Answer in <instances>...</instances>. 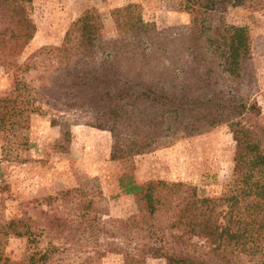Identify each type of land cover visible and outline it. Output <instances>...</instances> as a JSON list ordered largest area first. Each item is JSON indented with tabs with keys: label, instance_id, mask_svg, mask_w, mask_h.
Returning <instances> with one entry per match:
<instances>
[{
	"label": "trees",
	"instance_id": "1",
	"mask_svg": "<svg viewBox=\"0 0 264 264\" xmlns=\"http://www.w3.org/2000/svg\"><path fill=\"white\" fill-rule=\"evenodd\" d=\"M184 1L191 23L186 34L162 38L127 5L110 10L116 35L101 40L103 19L90 7L69 24L59 45L37 49L24 66L19 57L36 31L32 0H0V66L14 79L11 93L0 97V134L27 127L39 109L37 98L59 102L84 124L110 133V158L124 165L119 186L139 207L136 219H104L92 191L72 187L34 198L35 215L2 221L0 239L33 234L47 238L49 248L23 261L0 252V264H47L59 249L89 245L93 256L119 254L123 264H146L148 258L264 264V124L259 105L244 102L236 86L250 74L251 36L244 26L211 22L219 5L261 10L264 0ZM29 63L37 69L36 85L18 74ZM51 124L61 131L54 149L65 150L69 122ZM222 124L234 141L224 195L196 196L183 181L134 180L135 155Z\"/></svg>",
	"mask_w": 264,
	"mask_h": 264
},
{
	"label": "rangeland",
	"instance_id": "2",
	"mask_svg": "<svg viewBox=\"0 0 264 264\" xmlns=\"http://www.w3.org/2000/svg\"><path fill=\"white\" fill-rule=\"evenodd\" d=\"M127 5L135 17L153 24L162 38L190 31V15L184 0H32L30 14L36 31L21 53L19 63L24 65L37 49L59 45L69 24L86 8L95 7L103 19L100 39L115 37L110 10ZM211 22L249 30L250 74L236 86L244 102L255 101L259 105V120L264 124V9L251 10L225 3L214 10ZM36 73L37 69L29 63L18 74L24 82L36 85ZM13 80L12 72L0 66V97L11 93ZM34 105L39 109L30 113L27 127L17 126L0 134V223L25 215L33 217L34 198L72 187L94 192L104 219L138 218L139 207L134 196L124 193L119 186L124 165L110 158V133L84 124L76 113L64 110L57 101L37 98ZM51 119L70 124V140L65 150L54 149L61 131L59 125L51 124ZM233 155L232 134L222 124L135 155L133 176L137 183L148 179L183 181L196 196L220 197L229 191ZM47 248L48 239L33 234H11L3 243L0 239V252L9 261H23L35 251L43 252ZM80 249L84 252L78 253ZM93 250L90 245L59 249L47 264H123L119 254L95 257ZM88 257L92 259L84 263ZM146 264L165 263L160 258H148Z\"/></svg>",
	"mask_w": 264,
	"mask_h": 264
}]
</instances>
